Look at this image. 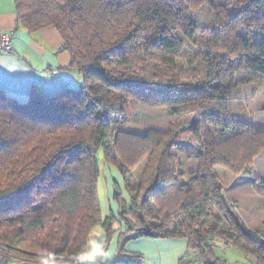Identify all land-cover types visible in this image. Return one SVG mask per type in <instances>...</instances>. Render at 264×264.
Instances as JSON below:
<instances>
[{"label":"trees","instance_id":"trees-1","mask_svg":"<svg viewBox=\"0 0 264 264\" xmlns=\"http://www.w3.org/2000/svg\"><path fill=\"white\" fill-rule=\"evenodd\" d=\"M198 2L14 0L17 22L27 31L57 29L60 50L68 51L69 67L82 81L50 94L32 86L25 98L0 88V264H83L92 228L104 229L107 244L116 221L118 249L108 264L139 258L124 248L137 236L185 237L178 264H228L213 253L214 238L264 264V236L237 218L214 170L250 171L253 156L264 150V127L206 106L264 75V42L253 45L237 32L264 33V0L212 5L210 41L182 65L174 37L195 41L197 24L188 11ZM131 97L193 116L167 130H125ZM209 125L233 133L216 140ZM181 129L199 145L187 180L173 151ZM116 155L121 163L143 157L147 163L127 186L128 200L113 188L116 214L104 215L100 163L116 164Z\"/></svg>","mask_w":264,"mask_h":264},{"label":"rangeland","instance_id":"rangeland-1","mask_svg":"<svg viewBox=\"0 0 264 264\" xmlns=\"http://www.w3.org/2000/svg\"><path fill=\"white\" fill-rule=\"evenodd\" d=\"M228 1L234 0H199L197 6L188 11L189 17L197 24V31L195 41H189L182 34L176 33L174 37L176 44L174 51L178 55L177 60L180 64L187 65L186 61L189 56L194 54L200 45L210 41V32L207 29V24L213 16L212 5L227 3ZM237 32L241 36L248 38L253 45H261L264 42V33L256 30L240 27ZM256 55L254 53V57ZM245 74H247V70L236 72L235 78L236 76H244ZM255 76L256 79L253 82L237 87L228 99L211 101L206 104L207 108L211 111L243 119L256 128L264 127V75L257 73ZM128 110L129 119L122 128L139 134L148 128L167 130L175 124L186 123L193 116L192 112L185 113L183 111L172 115L169 113L166 105L149 104L134 97H131L128 101ZM209 129L216 140L233 133L231 131L223 132L220 127L212 125H209ZM175 140L176 145L173 147V151L176 153L179 162L177 169L183 172L180 178L187 180L190 173L194 171L198 164L196 155L199 145L189 129H181ZM115 157L116 164L104 161L100 163L101 175L98 186L102 209L115 208L113 203L115 200L112 198L113 188L120 192V195L125 200H128L127 186L134 184L139 179L147 163V157L136 160L134 165L130 164V161L121 163L122 159L119 155ZM131 157L132 160L136 159L135 154H132ZM119 163L122 164L124 173L119 172L117 169ZM248 166L250 171L247 172L243 170L235 171L220 165L215 166L214 170L219 178L223 196L230 207L233 208L232 211L237 218L243 221L253 232L264 236L263 149L253 156ZM214 212L215 209H213ZM117 225L118 221L114 223L113 227L117 229ZM117 235L118 230H115L113 236L117 237ZM213 242L215 243L213 253L225 259L228 264H257L254 256L246 254L232 245H226L218 238H214ZM124 248L127 249V252L131 251L126 246V243L124 244ZM131 262L132 264H148L149 260L146 258V255L141 253L139 258H132V260L127 261V264H131ZM195 264H201V262H195Z\"/></svg>","mask_w":264,"mask_h":264},{"label":"crops","instance_id":"crops-1","mask_svg":"<svg viewBox=\"0 0 264 264\" xmlns=\"http://www.w3.org/2000/svg\"><path fill=\"white\" fill-rule=\"evenodd\" d=\"M0 31L12 33L11 51L0 52V88L5 92L25 98L32 86L50 94L68 85L81 83L80 74L69 67L70 54L60 50L63 40L57 29L47 25L33 32L27 31L17 22L14 0H0ZM113 203L115 208L102 209L104 215L109 211L116 214L117 205L115 201ZM120 229L119 224L117 230ZM113 235L114 232L109 244H105L104 229L95 225L89 234L88 247L80 257L81 262L108 264L112 261L118 249V235ZM126 246L131 251L146 255L148 264H178L179 257L186 252L187 239L176 236H137L127 240Z\"/></svg>","mask_w":264,"mask_h":264},{"label":"built area","instance_id":"built-area-1","mask_svg":"<svg viewBox=\"0 0 264 264\" xmlns=\"http://www.w3.org/2000/svg\"><path fill=\"white\" fill-rule=\"evenodd\" d=\"M12 49V33L0 31V52H10Z\"/></svg>","mask_w":264,"mask_h":264},{"label":"water","instance_id":"water-1","mask_svg":"<svg viewBox=\"0 0 264 264\" xmlns=\"http://www.w3.org/2000/svg\"><path fill=\"white\" fill-rule=\"evenodd\" d=\"M14 264H36V263H31V262H27V261H21V262H17Z\"/></svg>","mask_w":264,"mask_h":264}]
</instances>
